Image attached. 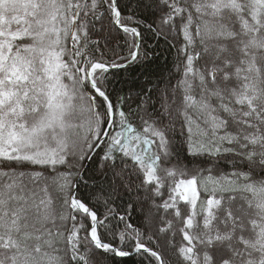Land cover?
Instances as JSON below:
<instances>
[{
    "label": "snow or ice",
    "instance_id": "obj_1",
    "mask_svg": "<svg viewBox=\"0 0 264 264\" xmlns=\"http://www.w3.org/2000/svg\"><path fill=\"white\" fill-rule=\"evenodd\" d=\"M142 2L153 24L121 0H0V264H264V0ZM141 26L179 39V76L130 113L105 81L146 55ZM98 152L108 188L85 200Z\"/></svg>",
    "mask_w": 264,
    "mask_h": 264
},
{
    "label": "trees",
    "instance_id": "obj_2",
    "mask_svg": "<svg viewBox=\"0 0 264 264\" xmlns=\"http://www.w3.org/2000/svg\"><path fill=\"white\" fill-rule=\"evenodd\" d=\"M121 8L125 16H135L138 21L146 24H153L157 18L152 10L143 6L142 0H121ZM140 30L142 32L141 47L146 55L127 67L110 69L105 81L110 98L117 103L118 107L130 113L136 112V105L146 90H154L157 86H162L161 81L176 79L179 76V39L167 33L160 35L143 26ZM94 38L100 39L102 44L107 45L105 49H102L105 52L102 59L110 62L113 57L125 56L128 53L127 35L116 29L112 30L110 37L107 32H104ZM148 94L151 95V92ZM132 119L135 120V115ZM172 135L176 150L183 158L184 142L178 129ZM100 155L101 153L98 152L96 158L89 162L83 176V183L79 185V196L85 200L100 187L108 188L106 176L102 174L106 172V169L100 166ZM137 200L138 197L134 192L121 191L119 196L115 197V205L118 211L128 207L132 212L133 220L139 223ZM112 264H140V259L139 257H116Z\"/></svg>",
    "mask_w": 264,
    "mask_h": 264
},
{
    "label": "water",
    "instance_id": "obj_3",
    "mask_svg": "<svg viewBox=\"0 0 264 264\" xmlns=\"http://www.w3.org/2000/svg\"><path fill=\"white\" fill-rule=\"evenodd\" d=\"M114 69V68H113Z\"/></svg>",
    "mask_w": 264,
    "mask_h": 264
}]
</instances>
